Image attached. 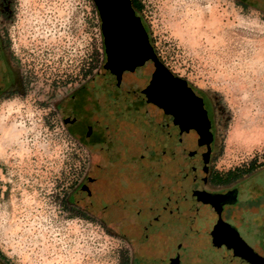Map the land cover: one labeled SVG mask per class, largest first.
Here are the masks:
<instances>
[{"label":"rangeland","instance_id":"374dc122","mask_svg":"<svg viewBox=\"0 0 264 264\" xmlns=\"http://www.w3.org/2000/svg\"><path fill=\"white\" fill-rule=\"evenodd\" d=\"M140 2L160 57L208 95L217 133L215 166L264 163V11L240 0ZM8 5L7 15L0 12L1 57L11 37L15 61L31 67L24 90L0 93V252L11 264H122L130 259L131 242L70 200L91 153L54 109L62 89L45 81L57 65L77 76L88 65L91 74L100 68L95 2L10 0ZM200 10L206 20L213 15L217 27H188L184 17ZM237 256L260 264L243 250Z\"/></svg>","mask_w":264,"mask_h":264},{"label":"flooded vegetation","instance_id":"af4514ba","mask_svg":"<svg viewBox=\"0 0 264 264\" xmlns=\"http://www.w3.org/2000/svg\"><path fill=\"white\" fill-rule=\"evenodd\" d=\"M9 1L0 0L6 15ZM93 1L101 26L100 68L91 74L88 65L77 76L57 65L52 79L45 78L62 89L54 109L91 153L73 195L131 242L127 264H187L189 242L204 235L212 248L210 232L219 220L264 258V163L218 169L208 95L168 67L144 21L140 28L130 20V9L142 19L139 0ZM241 1L260 3L264 11V0ZM11 41H4L0 93L24 90L29 83L31 66L18 65ZM98 208L100 213H92ZM228 237L236 241L231 232ZM216 249L217 264H251L234 249Z\"/></svg>","mask_w":264,"mask_h":264},{"label":"water","instance_id":"95a60500","mask_svg":"<svg viewBox=\"0 0 264 264\" xmlns=\"http://www.w3.org/2000/svg\"><path fill=\"white\" fill-rule=\"evenodd\" d=\"M129 18L131 21H133L136 26L140 28L143 27L142 19L139 17L134 16L132 10L130 9L129 12ZM0 63H2V57H1V46H0ZM0 80H1V73H0ZM186 82V80H183ZM2 88V83L0 82V89ZM221 229H224L226 233H223ZM232 233L233 238L236 239V241L232 240L229 236V233ZM213 240L212 242L214 245H221L225 244L227 249H234L235 254H238V249L243 250L246 254H249L254 262H264V258L258 255L256 252L253 251V249L243 240V238L238 234L237 230L234 229L232 226H230L225 221H218V223L214 226L213 230L210 232Z\"/></svg>","mask_w":264,"mask_h":264},{"label":"trees","instance_id":"16d2710c","mask_svg":"<svg viewBox=\"0 0 264 264\" xmlns=\"http://www.w3.org/2000/svg\"><path fill=\"white\" fill-rule=\"evenodd\" d=\"M241 2L245 3L244 1H241ZM137 5L139 7V10L141 11L142 4H141L140 0L137 2ZM258 6H261V4L258 3L257 4V7ZM254 168H255V166L253 165L250 170H253L254 171ZM74 189H75V186H74L73 190ZM73 190H72L71 196H70L71 202H73L76 206H82L84 208V206L81 203L82 202V199H80V196L79 195H73ZM83 200H85V199H83ZM91 211H92V213H96V214L101 212L99 210V208L98 209H95V210H91ZM213 245H214V243H213ZM213 245H211L212 248H210V241L204 235L199 236L197 238H194L192 242H189L188 263L189 264H211L210 262H212V260H213L214 261L213 264H217L216 262H217L218 256L216 255V253H217L218 249H216V248H218V247H220L222 245H224L226 247V245L225 244H221L219 246L214 245L215 247ZM204 248H210L209 249V253H208V255H205L203 257H200L199 254H198V252H199V250L204 249ZM0 260L2 261L3 264H11L8 261V259L5 257V255L2 254L1 252H0ZM122 264H127V261H124Z\"/></svg>","mask_w":264,"mask_h":264},{"label":"bare ground","instance_id":"6f19581e","mask_svg":"<svg viewBox=\"0 0 264 264\" xmlns=\"http://www.w3.org/2000/svg\"><path fill=\"white\" fill-rule=\"evenodd\" d=\"M203 13H204L203 10L194 11V12L190 13V15L187 13L188 17L187 18L184 17L185 22H187V26L188 27H194L195 26V27L199 28L204 24V25H208V27H214V28L217 27L216 23L214 21L213 15L209 16L206 20ZM210 13H211V11H210ZM187 26H186V28H187Z\"/></svg>","mask_w":264,"mask_h":264}]
</instances>
